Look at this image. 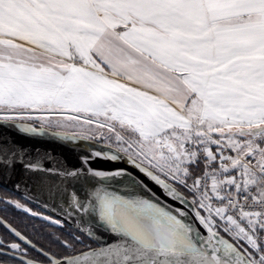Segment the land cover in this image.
Segmentation results:
<instances>
[{"label": "snow or ice", "instance_id": "obj_1", "mask_svg": "<svg viewBox=\"0 0 264 264\" xmlns=\"http://www.w3.org/2000/svg\"><path fill=\"white\" fill-rule=\"evenodd\" d=\"M0 122L102 145L54 171L0 143L71 228L0 264H264V0H0Z\"/></svg>", "mask_w": 264, "mask_h": 264}, {"label": "water", "instance_id": "obj_2", "mask_svg": "<svg viewBox=\"0 0 264 264\" xmlns=\"http://www.w3.org/2000/svg\"><path fill=\"white\" fill-rule=\"evenodd\" d=\"M50 132H46L43 136H34L22 133L17 127L11 124L0 122V143H6L10 148H15L17 152L22 148L24 150L22 154L23 163H27L28 161L34 162L36 159H40L45 166L51 167L54 171L63 169L64 167L72 168L73 166H80L81 158L90 154L88 145H93L96 148L102 147V145L97 144L95 141H67L58 139L53 137ZM91 167L106 171L123 168L137 180L143 178L137 169L123 161L110 162L93 160ZM36 175L25 170L21 160L18 158L14 167L7 169L0 168V188L14 194L54 219L61 218L62 213L58 207V199H53L49 196L46 189L37 186ZM143 179L149 184L153 192L159 196L162 204L175 203L158 186L146 178ZM110 183V190L115 191L119 195L150 196L149 193L142 192L139 187L133 185L127 176L118 177ZM0 223L22 244H25L33 250L38 249L30 242V245L26 243L27 240H21L15 236L14 232L11 231L13 228L1 218ZM66 226L69 227V225Z\"/></svg>", "mask_w": 264, "mask_h": 264}, {"label": "trees", "instance_id": "obj_3", "mask_svg": "<svg viewBox=\"0 0 264 264\" xmlns=\"http://www.w3.org/2000/svg\"><path fill=\"white\" fill-rule=\"evenodd\" d=\"M6 199H16L20 203L28 205L34 211H38L36 207L25 202L24 200L18 198L14 194L0 188V218L5 221L9 226H11L16 231L20 232L31 244L35 245L37 248H52V250H57L55 246L51 243L52 238L55 236H62L67 231L71 230L69 227H64L63 231L61 228L52 227L51 225L42 222L41 220L35 218L33 215L19 210L13 207L11 204L6 202ZM0 237L2 241L6 244L18 243L22 248L28 250L29 256L37 257L38 253L32 248L22 244L16 238H14L0 223Z\"/></svg>", "mask_w": 264, "mask_h": 264}, {"label": "rangeland", "instance_id": "obj_4", "mask_svg": "<svg viewBox=\"0 0 264 264\" xmlns=\"http://www.w3.org/2000/svg\"><path fill=\"white\" fill-rule=\"evenodd\" d=\"M73 130H74V129L70 127V128H68V129H55L54 131L68 132L69 134H71V132H72ZM75 130H79L78 127H77ZM50 131H52V130H50ZM6 202H8L9 204H11L13 207H15V204H16V203H19V204L22 205L23 207H26V208L30 209L31 212H36V213H38L39 215L34 216L35 218L41 220L42 222H45V223L51 225L52 227H58V225H56V224H52V223H50L49 221L42 219L41 217H43V216H48V217H50V216L47 215L46 213H44V212L38 210V209H37L38 211H34V210L31 209L30 207H28V205H25V204H23V203H20V202L17 201L16 199H6ZM23 207H21V208H17V207H15V208H17V209H19V210H23ZM23 211H24V210H23ZM31 212H28V213L31 214ZM51 218H52V217H51ZM52 219H54V218H52ZM65 226H66V225H65ZM66 227H67V226H66ZM8 232H9V231H8ZM0 240H3V239L0 237ZM26 240H27V239H26ZM27 241H28V240H27ZM28 242H29V241H28ZM32 245H33V244H32ZM34 246H35V245H34ZM35 247H36V246H35Z\"/></svg>", "mask_w": 264, "mask_h": 264}, {"label": "bare ground", "instance_id": "obj_5", "mask_svg": "<svg viewBox=\"0 0 264 264\" xmlns=\"http://www.w3.org/2000/svg\"><path fill=\"white\" fill-rule=\"evenodd\" d=\"M26 242V241H25ZM26 243H28L29 244V242L27 241ZM30 245V244H29Z\"/></svg>", "mask_w": 264, "mask_h": 264}]
</instances>
